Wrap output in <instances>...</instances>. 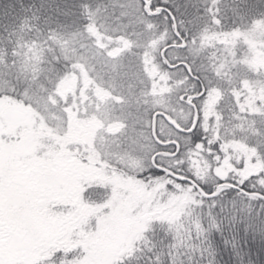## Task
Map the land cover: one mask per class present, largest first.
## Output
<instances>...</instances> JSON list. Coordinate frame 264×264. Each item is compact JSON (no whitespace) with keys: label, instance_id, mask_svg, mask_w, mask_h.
I'll return each mask as SVG.
<instances>
[{"label":"snow or ice","instance_id":"1","mask_svg":"<svg viewBox=\"0 0 264 264\" xmlns=\"http://www.w3.org/2000/svg\"><path fill=\"white\" fill-rule=\"evenodd\" d=\"M0 264H264V0H0Z\"/></svg>","mask_w":264,"mask_h":264},{"label":"trees","instance_id":"2","mask_svg":"<svg viewBox=\"0 0 264 264\" xmlns=\"http://www.w3.org/2000/svg\"><path fill=\"white\" fill-rule=\"evenodd\" d=\"M241 247H243L245 249V251H248V249H247V241H242L241 242ZM251 255L256 257L257 259H259V256H258L257 252H252ZM233 259L235 261V257H233ZM245 259H247V257H245Z\"/></svg>","mask_w":264,"mask_h":264}]
</instances>
